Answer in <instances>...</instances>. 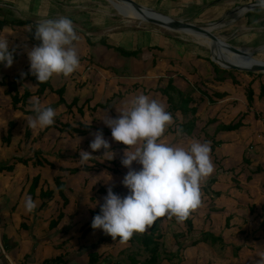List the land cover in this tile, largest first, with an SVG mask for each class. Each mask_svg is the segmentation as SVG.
I'll list each match as a JSON object with an SVG mask.
<instances>
[{
	"label": "crops",
	"instance_id": "0c3cea01",
	"mask_svg": "<svg viewBox=\"0 0 264 264\" xmlns=\"http://www.w3.org/2000/svg\"><path fill=\"white\" fill-rule=\"evenodd\" d=\"M135 1L155 11H160L162 14L197 23L199 26L221 23V27L233 29L231 34L236 39L240 34L247 35L246 30L249 29L248 36H246L247 40H241L238 43L241 47H247L255 38L249 34L254 29L264 31V8L258 5V0ZM12 2L19 5L21 10L29 7L33 13L40 8L39 6L34 7V3L26 4L23 0H0V20H6L10 23L0 29V38L8 39L9 48L17 46L25 49L26 46L27 50L30 51L34 45L29 42L30 37L27 35L29 31H26L27 33L19 31V29L26 27L19 25V21L31 22V20L20 17L18 14L20 9H14ZM10 11L15 14L8 15ZM31 24H35V22L32 21ZM86 42L90 43L88 38H86ZM263 42L264 40H261L258 44L264 45ZM112 43L113 46L118 45L126 51L138 50L139 58L124 56L115 48H110V45L108 48L111 51L108 49L104 51L103 48L101 52L97 49H91L95 55L96 52L99 55L104 52L105 55L102 56H106L108 60L104 62L101 59L100 62L104 67L111 66L110 70L103 69L108 72L107 74L104 75L101 72L97 78H94L93 85L87 80H83V84L80 83L81 77L75 80L73 73L67 77L62 74L54 75L49 80L54 90L65 86V93L71 92L72 88L69 82L75 84L73 89H76L78 84L77 90L80 92L74 94L72 100L67 102L70 104L75 98L78 99V104L72 109L76 108L79 112V108H81L79 113L86 122L79 121V125L83 123L96 127L92 128L86 135H81V137L86 138L83 140V146L94 138L99 127L108 128L103 122L104 119L118 116L119 111H124L129 107L131 99L144 94L150 99L157 100L172 115V123L166 126L160 142L185 149L192 141L209 144L210 160L213 163L215 161L219 163V170L215 169V174L210 177V179L212 178L211 182L203 184L204 192L206 187L208 190L215 188L214 185L210 187L211 184L231 185L229 191L233 190L236 198L232 196L228 198L238 199L241 205V198L237 195L241 186L249 189L252 196H257L256 193L258 192L261 199L257 196L259 200H253L257 206L260 205V201L264 204V96H261L262 86H264V72L216 70L214 63L212 61L211 64L208 63L207 57L201 56L197 50H192L189 45L178 46L165 34L156 31L124 33ZM193 48L195 47L193 46ZM13 55L14 62L11 67L0 65V264H44L45 261H48V264H142L150 255L142 261L134 260L130 252L136 242L127 240L120 243L118 238L113 240L111 236L105 235L101 230H93L89 224L92 220V213H99V204L103 203V198H100V195H89V192L93 193V190L99 191L100 189H104L100 191H107L111 187L114 192L118 193L119 183H84L87 189L83 193H81L82 183H71L72 185L64 183L63 196L65 198H63L57 183H55V179L61 173L58 171L60 174L56 175L54 172L57 171L51 169L52 173L47 171L48 173L45 174V166L34 164L35 158L32 157L35 156L34 152L39 150H32L31 156H29L31 160H28V164L19 162L18 156L23 157L25 154L23 136L27 130L31 133L34 131V129L27 127L26 121V119L35 117L31 108L32 98L36 97L40 100L50 92L54 95L58 94L48 88L42 96L37 95L39 85L33 81V75H28L30 73L29 60L18 58L16 53ZM140 57L143 68L140 72L134 73L133 67L142 64L141 60H138ZM120 62L123 63L122 67L125 66V62L129 63L127 69L129 74H121L120 71L123 68L119 69ZM111 70L114 75L110 73ZM171 70L172 73L170 74ZM167 71L169 72L168 76ZM170 81L185 96L193 98L194 102L190 103L189 107H197V112L194 115L196 117L195 126L186 125V130L191 131L190 134L181 133V135H177V129L180 124L188 123L193 115L183 113L180 106L177 110H171L168 97L157 90L158 88H165ZM153 82L154 85H150ZM159 83L162 84L159 86ZM81 84L82 87L80 88ZM10 86H15L20 95L24 94L26 90L32 94L26 100V105L21 102L16 109L14 108L12 94L15 92L9 94ZM89 86L92 88L89 89ZM249 87L254 90L252 104L249 103L247 95ZM58 98L60 99L59 95ZM200 99H202L201 102ZM228 105L230 107L228 112L231 114L229 117L224 115V111H222ZM203 110H206L207 115H201ZM26 111L31 112L27 113ZM240 119L244 124L239 129L219 130L222 125ZM13 124L14 126L11 127ZM51 128L57 129L51 125L47 127L49 130L47 133L50 132ZM9 130L11 131V141L7 145V142L4 144L3 141L6 140ZM104 137L109 141L111 150L114 149L116 142L112 140V137L107 135ZM213 142H216L214 150H212ZM101 152L103 153L104 150L101 149L96 155ZM121 155L117 153L114 160L120 158ZM37 159L44 161L39 155ZM47 160L53 163L52 160ZM94 164L95 162L92 165ZM105 164L110 165L111 163L105 162ZM7 166H12V170L3 169ZM258 167H261L262 171L257 172ZM101 173L105 174V171L102 172L101 169ZM40 175L46 178L47 183H44L45 180L34 183V178ZM101 176L103 177V175ZM107 178L106 182H110L107 181L109 180ZM257 183L262 184L257 187ZM46 191H52V195L49 196ZM206 193L209 194L207 191ZM27 196H31L36 203V208L32 213H26L23 207V201ZM234 206L232 212L239 209L243 212L242 208H245ZM232 214L235 213L229 212L225 217L224 228L227 231L220 230L223 242L228 240L225 238L227 234L230 235V232L239 227V225L231 223L234 217ZM190 216L194 224L195 221L192 215ZM243 216L246 218L245 215ZM228 217L230 218V225L227 224ZM167 223L171 224L170 229L174 238L170 249L173 250L175 246V250L179 249L177 241L181 243L180 237L176 240L175 236L179 232L188 234L187 226L185 229L176 230L180 222H177L174 217L169 218L165 215L161 217L160 228H162L163 234ZM182 223L185 224L184 221ZM193 230L195 231V228ZM150 231L151 228L148 226L143 233L149 234ZM203 232L210 233L202 230L192 240L200 239ZM164 240L166 242V239L163 238ZM210 244V241L206 244L199 243L197 246L190 244V246L181 249L186 255L183 254L179 264H201L202 261L205 262L206 259L203 260L204 257L201 252L206 248L208 249L212 245ZM233 249L235 248L233 247ZM213 252L215 251L213 250ZM121 253L126 254L123 259L118 258ZM215 254L217 264L231 263L236 257V253H234L233 258H223L217 251ZM172 260L171 264L176 261L175 258ZM160 264L166 263L162 261Z\"/></svg>",
	"mask_w": 264,
	"mask_h": 264
},
{
	"label": "rangeland",
	"instance_id": "374dc122",
	"mask_svg": "<svg viewBox=\"0 0 264 264\" xmlns=\"http://www.w3.org/2000/svg\"><path fill=\"white\" fill-rule=\"evenodd\" d=\"M23 1L26 2V4L34 3L33 6L34 7L39 6L40 9H37L36 12L33 13L32 10L29 9V7L22 8L24 10H21L19 5L12 2L14 9H20L18 10V14L20 15V17H22L23 19H29L31 20V22L32 21L35 22V24L25 25L26 27L19 29V31L21 32L34 31V28L37 22L44 20V19H58L60 17H67L72 20L74 30L78 37V40L74 41V46L76 48L77 55L79 57V67L73 72V76L75 80H78L81 77L80 83H82L83 80H87V82L90 81V83L92 84V82L95 81L94 78H97V76H99V73L102 72L104 75L108 73L104 71L103 69L110 70L111 66L104 67L102 66V63L100 62L101 59H103L104 62L108 60L106 56H102V55H105L104 52L101 53L100 55L97 54L96 52V55H95L92 53L91 49H97L99 52L102 51V48L104 49V51H106L107 49L111 51L108 48V46L110 45L111 46L110 48H115L116 50H118L117 48H121V47H119L118 45L113 46L114 44L112 43V41H117L118 38L121 36V34H124V33H140L142 31H150V32L156 31L158 33L165 34V36H167L171 41L175 42L178 46L189 45V47H191L192 50H197L201 54V56L203 57L206 56L208 63L211 64V61H212L211 48L209 49V47L206 48V46L200 45V43L194 37L186 35L185 33L180 32V31H175V30L164 28L155 23H150L148 21L144 22V21L129 17L127 15H123L116 8L115 0H23ZM11 14H15V13H13V11H10L8 15H11ZM172 18L175 20H183L178 17H175V18L172 17ZM194 24L198 25L197 23H194ZM220 24L221 23H218V25L212 24L213 26L208 25V26H203V27L213 28V34L225 40L227 43H229L232 46H235L237 48H243V49L248 48L252 50L253 59L264 62V45L258 44L261 42V40H264V34H263L264 31H260L259 29H254L252 32L249 33L253 37H255L254 39L251 38L252 43L250 42V44L247 47H241V45L238 44L240 43L239 41L247 40L246 36H248V32L250 30L249 29L246 30L247 35L240 34L238 36V39H236L231 34V31L233 29L231 30V28L221 27ZM27 35L29 36V32L27 33ZM85 37L89 39L90 43L86 42ZM30 40L29 42H31L33 45L37 44L36 42L32 40L30 41ZM244 44H246V41H244ZM193 46L195 48H193ZM243 46H246V45H243ZM10 50H13V53H16L18 58L28 60V57H27L28 50L26 46H25V49L23 47L18 48L17 46H14L13 48H10ZM15 51H20V52H15ZM213 51H214L213 52L214 55H218L221 58V61L223 64H225L224 58H227L228 63H231L230 58L227 54H225L222 51H216V50H213ZM140 52L142 51L140 50ZM136 57L139 58L138 56ZM127 60L129 61V59ZM138 60H141V57ZM221 61L218 60V62L220 63ZM140 62L142 63V60ZM212 62L214 63L215 66L219 67L222 70H225V71L230 70V69H225V68L220 67L214 61ZM125 63L126 64L124 67H122L123 66L122 62L119 63V69L123 68L120 71L121 74H129V72L127 71V69L129 68V63L128 62H125ZM142 68H143V63L140 65L137 64L136 66L133 67V72L134 73L140 72ZM133 72L131 71L132 74ZM92 73L94 74L91 76ZM110 73L114 75L112 70L110 71ZM117 73L119 74V71ZM171 73H172V70L170 71V74ZM168 75H169V72L167 71V76ZM69 83L71 84L70 87L72 88L71 92L70 93L66 92L65 93L66 97L64 96L67 104H68L67 101L72 100V97L74 96V94H77V92H80L77 90L78 84L76 85V89H73L75 84L73 82H69ZM162 83H159L158 85L160 86ZM82 84L80 88L82 87ZM150 85H154V82L150 83ZM88 88L91 89L92 86H89ZM51 93L52 92L48 93L45 97H42L40 99V102L43 106L45 107L51 106L53 109L56 110L57 115L55 117L53 125L56 126L57 129L51 128L50 132L47 133V131H49L47 130V128L43 130L36 128L34 129L32 133L30 132L31 133L30 136H27L25 134L23 136V146H24L25 154L23 155V157L18 156V159H21V161L27 159L26 164H28V160H31L29 156H31L32 150L33 149L39 150L36 152H40V154H37L34 157H32V158H35V161L37 160V157L39 155V157L42 159L52 160L54 164L53 167L48 164L43 165L46 168L45 174L48 173L47 171H50V173H52L51 169H54L55 171H57V172H54L56 173V175H59L61 173L60 176L58 177H61V179H65V180H62L64 183H70V185H72L71 183L73 184L82 183L81 193L85 192L87 189V186L84 183H119L120 185L119 184L118 185L120 188H118V194H120L121 196L126 195L127 189L122 188L123 185L121 184V181L125 173L128 171V169L125 167L123 168L121 164V159L123 157L124 150L128 148L129 146L123 145L120 142L114 143L115 144L113 147L114 149H112L114 153V158L112 160H106L108 157L103 156L102 152L99 153V155L98 154L96 155V153L100 152L101 150L97 152H93L92 153L93 156L89 159V161H87L83 165H92L94 162H97L99 163V165L102 164L103 166L97 165L96 168L91 171L83 170L82 168L83 165H81L78 160L79 150L82 149V150L91 152V149L89 148V143L91 140L88 141L87 145L83 146V140H85L86 138L81 137V135L80 136L77 135V133L69 130L66 127H63L62 125L70 124L71 126L73 125V127L74 126L79 127V121L81 122L83 120V123H86L84 122L85 119L80 115V113L76 110V108L69 109L66 104L64 105V103H61L59 101L58 95H54ZM173 96H174V99L177 100L176 98L177 95L173 93ZM229 110H230V107L228 105L222 111H224V115H227L229 117L231 116V114L228 112ZM201 115H207L206 110L201 111ZM58 128L60 129L62 128V131ZM103 135H107V134L103 133ZM107 136H111V135H107ZM8 141L10 142L11 139ZM6 142L7 141H3L4 144ZM7 145H9L8 142H7ZM139 145L140 144L131 146L129 151H134L136 147H139ZM117 153L122 154V155L120 158H117V160H114L117 157L116 156ZM109 154L111 155V151ZM105 162H108L111 164L108 165V164H105ZM211 163L213 165V172L207 178H205L200 184L201 204L197 209L193 210L191 214L193 217V220L195 221L194 222L195 231L192 230V232L188 234H184V236L180 237V241L182 244V247L180 249H182L183 247L185 248L187 246H190L192 241H194L192 239H195L196 234H198L202 230L203 231L206 230L207 232L213 233V235H215L216 237H221L222 236L221 231H227L224 228V223L226 220L225 217L229 214V212H231V213H235V214H232L235 217V219L233 217L232 219L233 221L231 223H234V225H239V227L235 228L233 232H230L231 233L230 235L227 234L225 236V238H227L228 240L224 242L219 241L212 245L210 244L211 246L209 247L211 248L208 247V249L206 248L202 250L201 253L204 257L203 260L204 259L206 260L205 262L202 261L201 264H213V263L217 264L216 262L217 256L215 254L216 251L223 258H233L234 253H236L235 259L232 260V262L228 264H255V261L259 260V256L257 255L264 254V204L260 203L261 202L260 201L259 202L260 205L257 206V204L253 202V200L257 201L261 199V196L257 192L256 195L259 197L258 199L257 196L251 195V193L249 192V189H245L244 187L240 186L239 193L237 194L238 197L241 198L240 200L241 205H240L238 199H234V200L230 199L231 198L230 196L236 198V196L234 195L235 192L233 190L229 191V188L231 187V185H225L222 183L211 184L210 187L214 185L215 187L213 188L214 190L213 189L208 190L207 187L205 186L206 191L209 193L207 195L206 191L204 192L203 184L211 182L212 178L210 179V177L215 174V169L217 171L219 170V166H218L219 163H217L216 161L214 163L213 162ZM61 165L64 166L62 167L64 170H62L61 167H59ZM225 165H228V164H225ZM75 167H79L80 171L76 173L69 171V169L75 168ZM132 167L139 168V165H137L134 162ZM101 169H102V172L105 171L106 175L104 173H101ZM108 174L111 176L110 182H106L107 177H108L107 179H110V176ZM101 175H103V177L105 178L104 180ZM45 179L46 178L40 175V180L42 182ZM44 183H47V180H45ZM261 184L262 183H257L256 186L259 187ZM100 190H104V189H100ZM100 190L99 191L93 190V193L90 191L89 195H92V194L95 196L100 195L101 196L100 198H103L106 195L107 191H100ZM71 194H74V193H71ZM209 197L211 198L209 199ZM234 205L242 206L245 208H242L243 212H241V209L232 212L233 211L232 208H235ZM243 215H245L246 218H244ZM209 217H211L210 220H208ZM178 225L179 227H177L176 230H178L179 228L185 229L187 226L183 224L182 222H180ZM229 225H230V222H229ZM170 226L171 224L167 223V227L165 228V231L163 234L164 235L163 238L166 239V242L165 240L163 241V238H162L161 240L162 245L160 247L161 255H160L159 261L160 262L165 261L166 264H171V262L173 261V260L172 261L168 260L169 254H167L165 251L167 250L170 252L172 250L170 249L171 242H174L173 240L174 238L172 237ZM163 230H164V227H163ZM134 242H136V244L135 246L132 247L130 255L134 257L133 258L134 260L142 261L145 258H147V256L150 255V253L144 248V246L141 244L140 241H134ZM229 246L230 248H227ZM233 247L235 249H233ZM175 248H173L172 251H174ZM238 248H239V251L237 250ZM213 250L215 252H213ZM174 252L178 253V255L175 257L176 264L181 263V257H183V254L186 255V253L182 252L178 248ZM124 255L126 256V254L121 253L118 258L123 259Z\"/></svg>",
	"mask_w": 264,
	"mask_h": 264
},
{
	"label": "clouds",
	"instance_id": "9594fccd",
	"mask_svg": "<svg viewBox=\"0 0 264 264\" xmlns=\"http://www.w3.org/2000/svg\"><path fill=\"white\" fill-rule=\"evenodd\" d=\"M258 5L264 8V0H258ZM33 39L38 43L27 52V57L29 72L37 84L49 81L54 75L67 77L79 67L74 46L78 37L71 19L60 17L37 22ZM13 62L8 39L0 38V65L11 67ZM31 108L35 117L26 119L27 127L43 130L54 124L57 113L51 106L45 107L33 97ZM118 113L103 122L110 129L113 141L129 146L121 159L122 166L128 169L121 184L128 191L121 196L109 187L90 227L124 243L134 233L145 232L158 217L167 215L183 222L200 206V184L213 172V165L207 142L192 141L187 149L160 142L166 126L172 123V115L157 100L140 94L130 100L126 110ZM181 133L182 129L178 128L177 135ZM137 144L142 146L129 151ZM89 148L91 152L79 150L81 165L89 161L93 152L101 149L104 150L102 155L108 157L106 160L114 158L102 130L97 131ZM134 162L139 168L132 167ZM110 180L111 176L107 181ZM23 207L26 213H32L36 203L27 196ZM257 256L259 260L255 264H264V254Z\"/></svg>",
	"mask_w": 264,
	"mask_h": 264
},
{
	"label": "trees",
	"instance_id": "16d2710c",
	"mask_svg": "<svg viewBox=\"0 0 264 264\" xmlns=\"http://www.w3.org/2000/svg\"><path fill=\"white\" fill-rule=\"evenodd\" d=\"M10 23L6 20H0V29H3L5 25H9ZM19 25H22V26H25V25H31V22L30 21H19ZM35 26V25H34ZM33 32L34 31H29V36L31 38L32 41L38 43V41L34 40L33 39ZM111 47V46H109ZM124 56H138V50H135V51H126V50H123L121 48H117ZM215 69L216 70H220L219 67L215 66ZM30 76V73L28 74ZM32 79L33 81L37 84V81H36V78L34 76H32ZM39 85V89L37 91V95L39 96H42L45 92L46 89H50L54 92H56L60 99L59 101L61 103H64L67 105V107L70 109L72 108L73 106L77 105L78 104V99L75 98L72 103L70 104H67L66 103V100L64 98V93H65V86H62L61 88L59 89H56L54 90L50 81H47L45 83H40V84H37ZM157 90L161 91L164 95H166L168 97V101L171 105V110H177L178 106L181 107L183 113H191L193 116L191 118L190 121H188V123H183V124H180V129H182V134H190L191 131H187L186 130V125L189 124V125H192V127L195 126V121H196V117L194 116L197 112V107L193 106V107H189V104L194 102L193 98L189 97V96H185V94L182 92V91H179L175 88V86L173 85L172 81L169 82V84L165 87V88H158ZM12 92H15L14 94H12ZM176 92V93H175ZM173 93L176 96L177 100L174 99V96H173ZM9 94H12V101H13V106L14 108L16 109L17 108V105L21 102H24V104L26 103V100L32 96V94L29 92V91H25L24 94L20 95V93L18 92V90L16 89L15 86H10L9 87ZM247 95H248V99H249V103L252 104L253 102V99H254V90L252 87H249L247 89ZM261 96H264V86H262V92H261ZM200 102L202 101V99L199 100ZM212 101V100H211ZM214 101V100H213ZM81 111V108H79V112ZM27 113H30L31 111H26ZM33 112V111H32ZM243 121L242 119L236 121V122H231L230 124H227V125H222L221 127H219V130H225V131H230V130H236V129H239L242 125H243ZM14 125H11V127H13ZM63 127H66L68 128L69 130L79 134V135H86L87 133H89L91 131L92 128H94L95 126L94 125H87V124H83V123H80L79 127H73V125L71 126L70 124H65V125H62ZM56 127V126H54ZM57 128V127H56ZM96 128V127H95ZM60 129V128H59ZM99 130H102L104 134H107V135H111L110 133V129L108 128H105V127H99L98 128ZM62 131V128L60 129ZM26 135L27 136H30L31 133L27 130L26 131ZM10 137H11V131L9 130L8 132V136L6 138L5 141H7L9 143L8 140H10ZM216 146V142H213L212 144V150H214ZM37 154H40V152H36L35 155ZM248 160V159H247ZM19 162H23V163H27V159L21 161V159H19ZM245 162H246V158H245ZM34 164L36 165H44V164H49L50 166H54L53 163L49 162L48 160L44 159V161H40V160H36L34 162ZM101 166L99 165V163L95 162L94 165H85L83 166V170L85 171H90V170H93L96 168V166ZM103 166V165H102ZM3 169H7V170H12V166H7V167H3ZM62 170H64L62 167H61ZM70 172H79L80 169L78 167H75V168H71L69 169ZM262 171V168L261 167H258L257 168V172H260ZM250 178V177H249ZM34 183H36V181L38 182L40 180V176H37L34 178ZM55 183H57V187H58V190L61 194V196L63 198H65L63 196V191H64V182L61 180V177H57L55 179ZM46 193H48L49 196L52 195V191H46ZM193 211V210H192ZM192 211L190 212L189 216L184 220V223L187 225V232L190 233L192 232V230L194 229V224H193V221H192V218H191V214H192ZM98 213L96 212H93L92 213V219L94 217V215H96ZM92 221V220H91ZM91 221H90V225H91ZM229 221H230V218L228 217L227 218V224H229ZM161 227V217H158L154 222L153 224L150 226L151 228V231L149 234H145V233H142V234H133V236L128 240V241H135V240H138L141 242V244L145 247V249L150 253V257L147 258L144 262H142V264H160L161 262L159 261L160 259V247H161V240L163 238V233H162V228ZM184 236V233L183 232H179L176 234L175 238L176 240L179 239V237H182ZM211 242V244H215L219 241L223 242V238L222 237H216L214 236L212 233H206V232H203L201 233V238L198 239V240H194L192 241L191 245L192 246H197L199 243H208V242ZM177 245L179 246V250H181L180 248L182 247V244L177 241ZM184 249V247L182 248ZM239 250V248L237 249ZM168 255V260H172L173 258H175L178 253H175L174 251H167L165 250ZM167 256V255H166ZM165 258V257H164ZM49 262L48 261H45L44 264H48Z\"/></svg>",
	"mask_w": 264,
	"mask_h": 264
},
{
	"label": "bare ground",
	"instance_id": "6f19581e",
	"mask_svg": "<svg viewBox=\"0 0 264 264\" xmlns=\"http://www.w3.org/2000/svg\"><path fill=\"white\" fill-rule=\"evenodd\" d=\"M115 6L123 15H127L129 17H132V18L144 21V22L148 21V19H147L148 16H152L156 19H160L164 22V24L162 23L161 26L164 28L170 29L169 26H170V23L173 19L170 16H165L164 14H161V13L153 11V10H148V9H144L143 12H139L133 7V5H131L128 2H124V1L115 0ZM179 31L185 33L186 35L194 37L200 43V45H204V46H206V48L209 47V49L211 48V49L216 50V51L224 52L225 54H227L229 56L231 64H237L240 66H250V65H253L255 62V60L253 59V56L251 55L252 50H250L248 48L244 49L246 51L245 54H237V53L233 52L232 50H230V48L226 46V44L229 45V43H227L225 40H223L221 38L220 39H221L222 43L216 44L211 37H209L205 34L196 32L192 29H183V30H179ZM223 44H225V45H223ZM215 56H216V58H218V60L221 61V58L218 55H215ZM224 59H225V63L228 64V59L227 58H224ZM221 64H223L222 61H221ZM224 66H226V65H224Z\"/></svg>",
	"mask_w": 264,
	"mask_h": 264
},
{
	"label": "water",
	"instance_id": "95a60500",
	"mask_svg": "<svg viewBox=\"0 0 264 264\" xmlns=\"http://www.w3.org/2000/svg\"><path fill=\"white\" fill-rule=\"evenodd\" d=\"M118 1H124V2L130 3L139 12H143L144 9L153 10L151 8H148L146 6L139 4L135 0H118ZM153 11H155V10H153ZM156 12H158V11H156ZM165 16H167V15H165ZM147 19L150 23H155V24H158L160 26L162 25V23L164 24V22L162 20L156 19L152 16H148ZM169 28L172 30H175V31H179V30H183V29H192L196 32H199V33H202V34H205V35L211 37L216 44L222 43L221 39L219 37H217L215 34H213V28H211V27L206 28V27L199 26V25H196V24L191 23V22L172 19ZM223 45H225V44H223ZM226 46L229 47L230 50H232L233 52H235L237 54H245L246 53V51L243 48H237V47L232 46L230 44L229 45L226 44ZM211 51H212V58H211L212 61L217 63L222 68L230 69V70H238V71L264 72V62H260V61H257L254 59L255 60L254 64L250 65V66H240V65L231 64V63H228V64L225 63L226 66H224L223 64L218 62V58H216V56L213 53L214 51L212 49H211ZM251 55L253 56V52L251 53Z\"/></svg>",
	"mask_w": 264,
	"mask_h": 264
}]
</instances>
